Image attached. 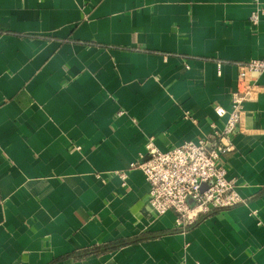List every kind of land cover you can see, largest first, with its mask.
<instances>
[{"label": "crops", "instance_id": "obj_1", "mask_svg": "<svg viewBox=\"0 0 264 264\" xmlns=\"http://www.w3.org/2000/svg\"><path fill=\"white\" fill-rule=\"evenodd\" d=\"M253 9L0 0V264H264V74L225 156L241 202L177 226L141 169L119 176L149 138L166 151L224 126L237 63L264 56Z\"/></svg>", "mask_w": 264, "mask_h": 264}, {"label": "built area", "instance_id": "obj_2", "mask_svg": "<svg viewBox=\"0 0 264 264\" xmlns=\"http://www.w3.org/2000/svg\"><path fill=\"white\" fill-rule=\"evenodd\" d=\"M253 4L249 20L256 25L264 17V1L253 0ZM261 74H264V56L237 63L236 86L228 109L220 105L213 107L217 116H227L226 122L220 129L212 125L209 139L187 140L160 151L149 138L140 160L119 173L124 182L128 170L141 169L149 187L147 206L153 213L162 215L172 211L176 225L180 226L192 223L197 212L204 214L242 201L234 180L227 177L225 156L234 150L232 136L240 130L244 103L261 90L257 85Z\"/></svg>", "mask_w": 264, "mask_h": 264}, {"label": "trees", "instance_id": "obj_3", "mask_svg": "<svg viewBox=\"0 0 264 264\" xmlns=\"http://www.w3.org/2000/svg\"><path fill=\"white\" fill-rule=\"evenodd\" d=\"M126 242H128V241H121V242H118L117 244H115L114 246H112L113 248H115V247H117V246H121V245H123V244H125ZM89 252H91V251H89Z\"/></svg>", "mask_w": 264, "mask_h": 264}, {"label": "water", "instance_id": "obj_4", "mask_svg": "<svg viewBox=\"0 0 264 264\" xmlns=\"http://www.w3.org/2000/svg\"><path fill=\"white\" fill-rule=\"evenodd\" d=\"M204 186H202V188H203Z\"/></svg>", "mask_w": 264, "mask_h": 264}]
</instances>
